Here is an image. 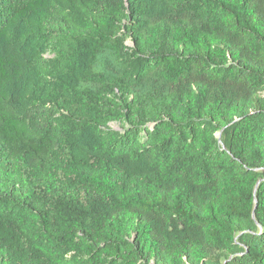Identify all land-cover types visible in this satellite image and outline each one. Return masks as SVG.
Here are the masks:
<instances>
[{
  "label": "trees",
  "instance_id": "16d2710c",
  "mask_svg": "<svg viewBox=\"0 0 264 264\" xmlns=\"http://www.w3.org/2000/svg\"><path fill=\"white\" fill-rule=\"evenodd\" d=\"M0 264H264V0H0Z\"/></svg>",
  "mask_w": 264,
  "mask_h": 264
},
{
  "label": "rangeland",
  "instance_id": "374dc122",
  "mask_svg": "<svg viewBox=\"0 0 264 264\" xmlns=\"http://www.w3.org/2000/svg\"><path fill=\"white\" fill-rule=\"evenodd\" d=\"M128 45H129V46H133L134 44H133L132 41H129ZM111 126H112L113 128H115V129H119V126H118L117 124H111Z\"/></svg>",
  "mask_w": 264,
  "mask_h": 264
},
{
  "label": "water",
  "instance_id": "95a60500",
  "mask_svg": "<svg viewBox=\"0 0 264 264\" xmlns=\"http://www.w3.org/2000/svg\"><path fill=\"white\" fill-rule=\"evenodd\" d=\"M126 2L128 1V0H125ZM219 138H221V134H219Z\"/></svg>",
  "mask_w": 264,
  "mask_h": 264
}]
</instances>
